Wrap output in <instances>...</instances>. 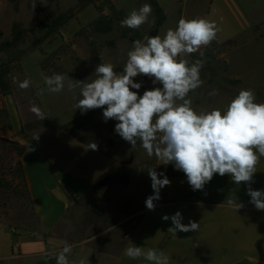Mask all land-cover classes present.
Masks as SVG:
<instances>
[{
  "label": "crops",
  "instance_id": "1",
  "mask_svg": "<svg viewBox=\"0 0 264 264\" xmlns=\"http://www.w3.org/2000/svg\"><path fill=\"white\" fill-rule=\"evenodd\" d=\"M195 10L205 16L231 14L230 33L222 35L220 26L217 31L215 40L220 42L238 39L264 24V0H186L175 12L185 18V13ZM256 73L251 71L250 75ZM37 96L43 102L44 97ZM4 101L9 127L3 135L26 146L20 161L40 230L14 231L0 222V264H56L48 254L59 252L65 241L72 245L70 260L86 258L89 264H149L143 258L133 260L123 254L131 244L163 251L170 258L169 264H264V211L249 202L246 183L235 184L229 175L215 174L203 190L194 191L185 174L173 164L165 165L156 157L135 164L136 147L125 143L118 134L103 132V140L113 137L117 141L94 151L66 132V124L56 126L50 121L51 127H25L38 118L30 116L29 104L10 96ZM149 167L171 181L160 190L161 198L154 201V210L145 205L146 198L153 195ZM256 170L251 188L264 190V157ZM108 175L124 179L104 191L96 190L95 185ZM113 193H118L122 202L130 199L140 206L131 227L124 230L116 224L102 226V216L92 217L89 228L67 239L68 229L61 225L67 213L84 202L104 201V207L106 197ZM229 200L234 203L229 204ZM236 202L243 207L237 209ZM178 211L183 224L196 221L198 230L168 231L172 221L162 217H171ZM59 228L60 234L56 231ZM53 231L56 233L49 235Z\"/></svg>",
  "mask_w": 264,
  "mask_h": 264
},
{
  "label": "rangeland",
  "instance_id": "2",
  "mask_svg": "<svg viewBox=\"0 0 264 264\" xmlns=\"http://www.w3.org/2000/svg\"><path fill=\"white\" fill-rule=\"evenodd\" d=\"M156 1L166 12L162 24L157 25V16L151 6L152 13L148 22L138 29H128L121 27L120 21L133 9L138 10L145 3L151 5V0H109L110 3L95 0L84 7L78 0H0V67L8 70L5 78L7 94L0 85V137L6 138L3 134L9 127L4 101L6 96L27 102L28 112H31V106L35 104L46 113L48 118L42 120L38 117L36 121L25 124V127H51L50 121L56 126L68 125L85 114L93 117V133L101 131L105 134H117L114 130L117 121L110 119L105 122L103 109L89 110L83 114L79 109L75 110L74 104L81 98L80 89L77 87L70 91L68 84L75 81L90 82L95 78L93 73L100 63H112L114 68H124L133 41H143L148 35L163 37L169 28L175 29L182 15L175 11L181 9L186 0ZM67 11L71 14L67 22L59 27H52V19ZM195 11L185 13V18H203L215 22L218 29L220 26L222 35L230 33L228 28L232 25L231 14L213 13L205 16L199 10ZM43 14L49 15L46 23L40 22ZM222 49L223 53L217 55V62L212 64L217 70L216 74L210 80L209 74L203 72V84L189 94L193 108L198 112L220 109L223 113L241 89H252L256 102L264 103V24L256 25ZM257 55L261 56L257 58ZM255 70L257 73L250 75ZM54 73L65 75V88L59 93L45 91L39 95L44 97L43 102H40L37 93L39 89L46 87L43 78ZM13 77H17L19 81L29 79L30 87L20 89L13 82ZM134 79L142 83L140 95L145 90L161 86L154 85L152 78L147 76H137ZM35 87L38 89L36 92L33 91ZM213 90L217 94L209 95ZM30 116L36 117L32 112ZM95 139L100 148H106L117 141L113 137L103 140L102 136H97ZM135 155V164L155 158V155H147L139 141ZM18 159L14 149L0 142V222L14 231L39 232L40 223L32 210L31 202L25 195L18 196L13 191L14 188L21 191L16 165ZM119 197L118 193L107 196L104 207V201H101L84 202L72 208L61 224L68 229L67 239H73L71 234L77 237L80 232H84L89 228L90 219L98 216H102V226L116 224V227L128 230L135 221L134 213L140 206H136L134 200L130 199L122 202ZM110 207L112 210L108 215ZM60 228L56 230L59 234ZM56 231L49 235H54ZM71 231L74 233H70ZM46 237L47 235L43 236L44 239Z\"/></svg>",
  "mask_w": 264,
  "mask_h": 264
},
{
  "label": "clouds",
  "instance_id": "3",
  "mask_svg": "<svg viewBox=\"0 0 264 264\" xmlns=\"http://www.w3.org/2000/svg\"><path fill=\"white\" fill-rule=\"evenodd\" d=\"M151 13V5L145 3L138 10L133 9L120 25L138 29L148 22ZM218 30L215 22L181 17L176 28H169L163 37L148 35L143 41H133L122 73L114 71L112 63H100L95 67L94 79L69 82L68 89H80L81 98L74 104L75 110L83 114L103 109L104 121H117L114 130L122 139L133 148L139 141L149 157L155 155L163 164H173L185 174L194 191L203 190L215 174L221 177L227 174L235 184L246 183L249 202L257 210L264 211V190L251 188L256 166L264 157V103L256 102L252 89H241L223 113L220 109L198 112L189 98L190 92L203 84L200 72L205 61L192 62L184 54L199 52L203 57L201 47L210 45ZM137 76L152 78L154 85L161 86L140 95L142 83L135 81ZM65 79V75L59 73L45 76L46 87L39 89L37 94L61 92ZM13 82L24 90L31 85L27 78L19 81L13 77ZM216 94V90L209 93ZM30 110L42 120L48 118L35 104ZM89 148L95 151L98 145L91 143ZM147 171L153 195L146 198L145 205L148 210H154V201L161 198L160 190L171 181L152 167ZM228 203L234 202L229 200ZM236 207L239 209L243 204L236 202ZM162 219H171L173 226L168 231L174 233L199 228L196 221L183 224L179 211ZM71 253L72 245L65 241L59 252L48 255L56 264H89L86 258L70 260ZM123 254L133 260L143 258L149 264H169L170 261L161 250L134 244L127 246Z\"/></svg>",
  "mask_w": 264,
  "mask_h": 264
},
{
  "label": "trees",
  "instance_id": "4",
  "mask_svg": "<svg viewBox=\"0 0 264 264\" xmlns=\"http://www.w3.org/2000/svg\"><path fill=\"white\" fill-rule=\"evenodd\" d=\"M95 0H78L79 4L84 7L87 6L91 3H93ZM108 1L109 0H105ZM110 3V2H109ZM151 6L154 9V12L157 16V25L162 24V22L165 19V14L163 9L160 7V5L157 3L156 0H151ZM112 7V5H111ZM113 9V8H112ZM51 15V14H50ZM49 15L48 14H43L41 17V23H46L49 21ZM71 17V14L69 12H63L60 15H58L56 18L52 19V27H59L67 22V20ZM233 42L232 39L220 42L218 40H214L210 43V45L204 47L203 49L200 50V52H203L204 55L203 57L200 56V53H193V54H184L185 58L189 59L192 62H195L197 59H203L205 61L203 68L201 69L200 72V77H203L202 75L204 74L203 72H207L210 76V80L213 78V76L216 74L217 70L216 68L212 65L213 63L217 62V55H220L223 53V47L224 45L231 44ZM114 71L118 73L123 72V67L122 66H117L114 68ZM8 73V70L0 67V85L3 88L4 93L7 92V87L5 86V78ZM93 117L88 116V115H81L72 122L68 123L63 129L68 132L70 135L73 137L83 141L84 143L90 145L91 143L97 142V139H95L97 136H101L102 132L97 131L96 133H93L91 130V125H92ZM96 134V135H95ZM95 140V141H94ZM0 142H3L4 145L7 147H10L16 151L17 156L19 159L16 162L17 165V172L20 175V182H21V191H18L17 188H14L13 191L15 194L18 196L25 195L29 201L32 204V210L33 209V202L30 198L25 175L23 172L22 168V163L20 161L21 155L24 153L26 150V146L21 145L20 143L9 140L3 137H0ZM124 177L120 175L112 176L108 175L104 177L101 181H99L95 185V189L98 191H104L106 188H108L110 185L115 184L123 180ZM1 185V181H0ZM35 214V212H34ZM36 216V214H35ZM37 217V216H36ZM38 219V218H37ZM39 221V220H38Z\"/></svg>",
  "mask_w": 264,
  "mask_h": 264
},
{
  "label": "water",
  "instance_id": "5",
  "mask_svg": "<svg viewBox=\"0 0 264 264\" xmlns=\"http://www.w3.org/2000/svg\"><path fill=\"white\" fill-rule=\"evenodd\" d=\"M152 35H154V34H152Z\"/></svg>",
  "mask_w": 264,
  "mask_h": 264
}]
</instances>
